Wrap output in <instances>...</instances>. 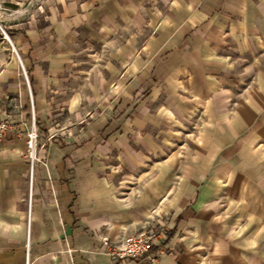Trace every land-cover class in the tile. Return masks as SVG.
Returning a JSON list of instances; mask_svg holds the SVG:
<instances>
[{
  "label": "crops",
  "instance_id": "0c3cea01",
  "mask_svg": "<svg viewBox=\"0 0 264 264\" xmlns=\"http://www.w3.org/2000/svg\"><path fill=\"white\" fill-rule=\"evenodd\" d=\"M2 30L0 264H264V0H64ZM153 228L155 263L107 253Z\"/></svg>",
  "mask_w": 264,
  "mask_h": 264
},
{
  "label": "built area",
  "instance_id": "2783aa9c",
  "mask_svg": "<svg viewBox=\"0 0 264 264\" xmlns=\"http://www.w3.org/2000/svg\"><path fill=\"white\" fill-rule=\"evenodd\" d=\"M19 64L27 82L24 67L20 61ZM30 103L32 104L31 97ZM9 131L19 133L17 124L10 122L8 119L0 118V140H2ZM25 134L27 137L26 154L29 162V180H32L35 162L37 161L36 151L39 147L38 140L40 137L35 126V119L32 109L30 127ZM163 239V230L153 228L146 231H139L128 234L111 242H108V244L106 245V249L107 253L112 258L138 260L148 259L150 262L155 263L157 260V255L165 252V247L162 243ZM154 248H156V250L153 252ZM26 264H29L28 260L26 261Z\"/></svg>",
  "mask_w": 264,
  "mask_h": 264
},
{
  "label": "rangeland",
  "instance_id": "374dc122",
  "mask_svg": "<svg viewBox=\"0 0 264 264\" xmlns=\"http://www.w3.org/2000/svg\"><path fill=\"white\" fill-rule=\"evenodd\" d=\"M62 1L64 0H0V27L11 36V33L16 30L18 32L24 30L29 22L43 23L47 19L49 11ZM1 29L0 64H4L7 55H14L15 58L16 56L6 40L8 36L5 39ZM17 64L22 72L19 62Z\"/></svg>",
  "mask_w": 264,
  "mask_h": 264
},
{
  "label": "trees",
  "instance_id": "16d2710c",
  "mask_svg": "<svg viewBox=\"0 0 264 264\" xmlns=\"http://www.w3.org/2000/svg\"><path fill=\"white\" fill-rule=\"evenodd\" d=\"M29 75V74H28ZM29 79H30V83H31V78H30V76H29Z\"/></svg>",
  "mask_w": 264,
  "mask_h": 264
},
{
  "label": "water",
  "instance_id": "95a60500",
  "mask_svg": "<svg viewBox=\"0 0 264 264\" xmlns=\"http://www.w3.org/2000/svg\"><path fill=\"white\" fill-rule=\"evenodd\" d=\"M2 30V29H1ZM2 32L4 33V31L2 30Z\"/></svg>",
  "mask_w": 264,
  "mask_h": 264
}]
</instances>
